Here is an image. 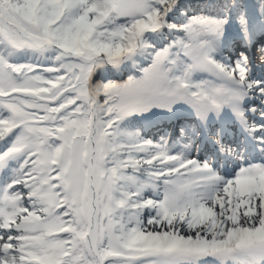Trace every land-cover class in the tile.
Returning a JSON list of instances; mask_svg holds the SVG:
<instances>
[{
	"label": "snow or ice",
	"instance_id": "1",
	"mask_svg": "<svg viewBox=\"0 0 264 264\" xmlns=\"http://www.w3.org/2000/svg\"><path fill=\"white\" fill-rule=\"evenodd\" d=\"M258 34L264 0H0V264H264Z\"/></svg>",
	"mask_w": 264,
	"mask_h": 264
},
{
	"label": "trees",
	"instance_id": "2",
	"mask_svg": "<svg viewBox=\"0 0 264 264\" xmlns=\"http://www.w3.org/2000/svg\"><path fill=\"white\" fill-rule=\"evenodd\" d=\"M195 2H199V0H195ZM262 40H264V38H260L258 34L257 43L259 44L260 42H262ZM145 131L150 135V137L159 138V136L165 131L169 133L173 132V128L169 127L167 122H161L158 128L150 127L145 129Z\"/></svg>",
	"mask_w": 264,
	"mask_h": 264
}]
</instances>
